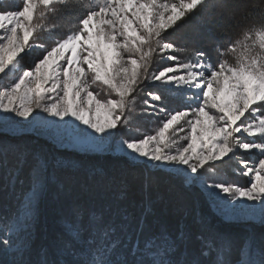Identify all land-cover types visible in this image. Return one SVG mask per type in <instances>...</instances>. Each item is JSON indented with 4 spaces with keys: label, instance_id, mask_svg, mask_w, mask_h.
<instances>
[{
    "label": "snow or ice",
    "instance_id": "snow-or-ice-1",
    "mask_svg": "<svg viewBox=\"0 0 264 264\" xmlns=\"http://www.w3.org/2000/svg\"><path fill=\"white\" fill-rule=\"evenodd\" d=\"M197 13V29L225 23L214 59L172 35ZM249 15L240 0H0V113L14 114L0 116V178L11 191L26 185L17 211L0 219V253L9 257L0 264H264V234L258 243L253 234L237 237L200 214L153 234L150 204L136 219L118 203L96 210L75 200L51 250L33 260L43 197L71 193L78 173L95 187L109 188L115 178L18 135L65 130L57 143L85 154L114 150L166 170L186 187L203 185L225 223L258 218L264 226V10ZM149 86L140 114L160 118L151 133L133 127L137 93ZM165 94L179 110L164 104ZM217 162L239 165L234 171L246 185L209 183L221 172ZM194 229L198 248L190 246Z\"/></svg>",
    "mask_w": 264,
    "mask_h": 264
},
{
    "label": "trees",
    "instance_id": "trees-1",
    "mask_svg": "<svg viewBox=\"0 0 264 264\" xmlns=\"http://www.w3.org/2000/svg\"><path fill=\"white\" fill-rule=\"evenodd\" d=\"M245 6L246 10L250 12L249 19L258 18L262 10H264V0H240ZM202 11V10H201ZM199 19V13L195 17H188L172 33L173 37L188 38L192 34H200L198 37H194L197 40H189V42L195 41L197 49L206 50L211 58H215L212 48L215 40H223V29L225 27L224 22H216L212 25L211 32L204 31L203 29H197L195 21ZM179 23V22H178ZM231 30L229 35L235 36V31ZM172 31L171 29L169 30ZM193 35V36H194ZM192 38V37H191ZM178 44L183 45V40L179 39ZM49 149H52V145L47 144ZM54 153H58L55 149H52ZM64 154L72 160L81 161L85 167L88 168H100L103 169L108 176L115 178V183L109 188L95 187L84 176L83 173H78V182L73 188L72 192L74 197L68 199L61 196L58 199L49 192L43 197L39 204V215L35 223L32 234V247L31 258L33 260L38 258V254L41 249H49L53 245V242L57 239L58 234L62 231L60 227V220L63 214L67 210V205L70 201L83 204V198L77 200V197L81 192L80 185H85L87 202L84 206L88 209H107L109 205L115 206L117 203L121 208L127 209V211L136 219H139L141 213L147 205H151V212L147 216V224L151 228V232L154 234L159 231L161 225H166L170 231H175L178 225L183 221L185 224H191L193 214H200L204 216L208 223L217 229L231 233L237 237L242 236L245 230H242L240 225L234 227L222 222L219 218L213 215L209 210H206L207 203L195 187H186L182 185L177 179L169 175L168 172H162L157 170L156 172H147L146 169H131L127 164L123 162L118 165V162L110 160L100 159H87L80 156L71 154ZM62 156V155H61ZM3 179L0 178V206H3V210H0V219L4 217L11 218L13 213L17 211L19 207V201L17 194L20 193L24 187L22 185H16L15 191L5 189L2 183ZM121 187H123V199L117 201L116 197L120 194ZM51 192V191H50ZM80 195V194H79ZM200 196V197H199ZM50 201V202H49ZM49 204L53 207L62 204L63 208H59L55 212H49ZM6 208V209H5ZM4 212V213H3ZM245 227V224L243 225ZM240 228V229H239ZM251 232L259 233L257 240L262 234H264V226L262 229L254 226H249ZM250 232V233H251ZM147 234V230H146ZM260 235V236H259ZM192 248L199 247V241L195 240V229L192 232L191 245ZM3 246L0 245V248ZM235 258V257H234ZM0 259H9L3 253H0Z\"/></svg>",
    "mask_w": 264,
    "mask_h": 264
},
{
    "label": "rangeland",
    "instance_id": "rangeland-1",
    "mask_svg": "<svg viewBox=\"0 0 264 264\" xmlns=\"http://www.w3.org/2000/svg\"><path fill=\"white\" fill-rule=\"evenodd\" d=\"M5 2L6 3H12L13 0H5ZM193 35L194 34L190 35L188 37V40H194L195 39L194 37H198L197 39H199V35L200 34H195L194 36ZM197 39H195V40H197ZM177 40H178V42H180L179 38H177ZM41 42H44V41L42 40ZM177 55H179L181 59H184L185 56H186V54H184V53H178ZM30 59L31 58H26L24 61H22V63L25 66H27L29 61H30ZM164 66H170V64H166ZM94 88L97 91H100L102 96L105 94L102 85L94 86ZM150 90H152L151 86L146 87L144 89V92H138L137 93V101H136L135 106H134L135 111H134V118H133V127L134 128L138 127L142 131H146V132H149V133H151L152 130H154L160 124V118L159 117H154V116H151V115L140 114L141 109L143 107L142 102H141V97L144 95L145 92L150 91ZM164 104H166L169 108H178L179 102L172 95L165 94V96H164ZM161 106H163V105H161ZM178 110H179V108H178ZM149 111H151V110H149ZM5 115L14 116V114L0 113V116H5ZM33 115L35 116L36 113H34ZM39 115L47 116L46 113H39ZM16 119H19V118H16ZM48 119L51 120V119H58V118L48 117ZM77 123H79V122H77ZM83 127H85V126L80 125V128H83ZM2 131H3V129L0 128V132H2ZM58 133L60 135H65V136L68 134L67 131H65V130H56L54 128L53 129H40V131H35L33 129H30V128H24L20 133H18V135H20L23 138V142L24 143L33 145L35 147H41V148L44 149V151L49 152V153H51L53 155H56L58 157L61 156V155L67 154V153L69 154L70 152H74V153H71V154H74L76 156H80L82 158L100 159V160H104L105 159V160H110V161H114V162L116 161V162H118V165L123 162L124 164H127L131 169H135L136 172L139 169V167L142 168V169H146L148 173L149 172L152 173V172H156L157 171V169H150V168L145 167L143 161H139V162L131 161L129 159H126L123 156V154L118 153V152H116L114 150L113 151H109V152L99 153V154H97V153L85 154V153L81 152L78 148H73V147H70V146H68L66 144L62 145V144L57 143V134ZM10 134L11 133H9V135ZM249 139H252V138H249ZM47 144L49 146L51 144L52 145L51 147H53L52 149H55L56 151H58L59 154L58 153H54L52 151V149H49ZM243 158L247 159L248 157L245 154V156ZM225 160H227V158H225ZM216 166H217V168L221 169V172L216 174V175H210L209 183H212V182H235V183H238V184H240L242 186L246 185L248 178L244 177L242 175H238L234 171L235 168L240 167L235 162H232L230 164L217 162ZM159 171L167 172L166 170H159ZM2 183L3 184L5 183L4 180L2 181ZM16 185H20V184L17 183ZM22 187H26V185H24ZM80 187H81V185H80ZM193 187L197 188L198 194H200L202 197H204V200L207 203L206 210H209L213 215H215L222 222H224L223 218L218 214L215 206L212 205L211 198L208 195V191L203 187V185H196V186H193ZM81 188H82L81 189L82 193L79 192L80 195L77 194L78 195L77 200H79V199L81 200V197H82L83 198V204H84L83 206H85L86 202H87V196L86 195H88V194H86V187H81ZM0 192H1V188H0ZM72 192H76V191H72ZM72 192L67 194V195H65L64 198L68 199L70 197H74V195H76V194H73ZM50 193L52 195L51 198H53L54 193L52 191L49 192V196H50ZM221 195H224V194H221ZM58 202H59V199H58ZM245 202L248 203V204L253 203V202H250V201H245ZM256 203H258V202H256ZM49 207H50L49 212L50 211L51 212H55L56 207H57V209L63 208L62 204L59 205V206L55 205V207H53V205L50 206V204H49ZM2 208H4V207L0 206V210L1 211L3 210ZM226 224L233 225L234 227H237V228L240 225L241 226L240 228L242 230H245L244 231L245 233L242 236H244L246 234H253L256 237V240H257V237H258L259 233H256L255 231L251 232L250 228H248V225L249 226H254V227L260 228V229L263 228V226L260 224L258 218H254V219L250 218V219H247V220H245L243 222L226 223ZM244 224H245V227H243ZM0 235H2V233H0ZM239 237H241V236H239ZM257 243H258V240H257Z\"/></svg>",
    "mask_w": 264,
    "mask_h": 264
}]
</instances>
